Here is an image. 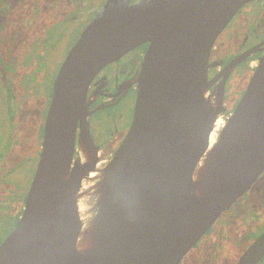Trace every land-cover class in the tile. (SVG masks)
Listing matches in <instances>:
<instances>
[{
  "label": "water",
  "instance_id": "water-1",
  "mask_svg": "<svg viewBox=\"0 0 264 264\" xmlns=\"http://www.w3.org/2000/svg\"><path fill=\"white\" fill-rule=\"evenodd\" d=\"M249 0H107L82 30L53 81L42 150L22 214L0 243V264H179L264 169L262 52L214 143L223 88L208 95L210 51ZM149 42L134 80L130 125L110 159L93 169L86 91L107 63ZM91 164V165H90ZM98 173L87 189L88 172ZM91 196L86 211L81 198ZM264 255V232L237 264Z\"/></svg>",
  "mask_w": 264,
  "mask_h": 264
},
{
  "label": "flooded vegetation",
  "instance_id": "flooded-vegetation-1",
  "mask_svg": "<svg viewBox=\"0 0 264 264\" xmlns=\"http://www.w3.org/2000/svg\"><path fill=\"white\" fill-rule=\"evenodd\" d=\"M35 1L0 0V198L8 207L13 208L16 203L20 205L17 213L11 212L10 217L15 222L13 221L10 229L6 231V235L15 227L22 214L36 171L42 150L44 121L53 96V81L82 30L107 0H66L67 3L61 5L63 12L53 8V11H56L53 14L55 17L62 13L64 17L65 10L71 11L72 8L80 12L93 9L95 12L87 24L77 31L75 41L59 62L52 80L44 85L45 92H42L39 82H36V75L43 73L46 77V73L51 71L46 58L49 55L46 53L57 56L59 37L66 32L64 26L69 23L71 16L60 18V23L64 26H59L47 44L44 38L46 23L35 22L34 19ZM139 1L141 0H128V4ZM253 3H261V6L258 8L259 14L253 16L256 18L254 24L249 26L247 23L250 21V15H245L244 11ZM43 17L46 18V11ZM231 24L233 28L230 34L225 36L224 32L231 28ZM261 26H264V0H249L238 9L214 41L209 62L217 65L208 69V79H214L208 95L214 96L222 87V104L225 108L217 119L222 118L225 122L227 115L232 111L226 107L232 79L239 74L241 78L245 77L248 83L253 74L262 54L258 50L264 39ZM225 44L230 46L228 51L224 49ZM148 46L149 42L134 46L119 58L104 65L90 81L85 98L86 116L83 121L78 119L76 124L73 160L83 162L86 158L79 146L81 127L84 124L90 137L86 156L93 160L96 158L93 169H100L110 159L132 120L136 97L134 80L141 71ZM53 60L56 62V58ZM124 106L127 107L125 114L120 112ZM109 116L114 117L119 125L110 126L108 122L104 127L103 136H100L96 127L100 125L101 120L108 119ZM215 125L216 123L214 128ZM24 155L33 157L32 170L28 176L21 174L23 165L29 160L25 159ZM18 174L21 175L20 178ZM97 174L94 171L88 172L82 179L81 188H89L96 181L94 177ZM25 177L28 186L24 197H20ZM81 199L88 208L91 206V196ZM215 222L183 256L179 264H185V259L189 256L195 264H201L203 253L208 250L214 251L212 264L220 260L224 261V264H230L231 255H235L232 264L238 263L242 253L264 232V169L250 188L229 209L222 212ZM5 236L0 237V243ZM255 264H264V255Z\"/></svg>",
  "mask_w": 264,
  "mask_h": 264
},
{
  "label": "rangeland",
  "instance_id": "rangeland-1",
  "mask_svg": "<svg viewBox=\"0 0 264 264\" xmlns=\"http://www.w3.org/2000/svg\"><path fill=\"white\" fill-rule=\"evenodd\" d=\"M98 1H100V0H98ZM35 3H36V8L34 11V19H35V22L41 21L42 23H46V31L44 33V38H45L46 43L48 44L51 41L52 36H54L55 31L59 28V26H62V27L64 26L63 23H60V18L63 17V13L60 16L55 17L53 14L56 11H53V8H55L56 10H58L60 12H63L61 10V8H62L61 5L63 4V6H64L67 3V1L66 0H36ZM92 6H93V4H92ZM260 6H261V3H253L252 6H250L247 10L244 11L245 15L247 13L250 15L251 23H250V21L247 23L249 26L254 24V22H255L254 20L256 18L253 16L259 14L258 8ZM45 11H46V18L43 17V13ZM94 12H95V10H93V9H91V10L84 9L82 12H80V10L78 11V10H75L73 8L71 9V11L65 10V14H64L63 18H66L69 16H71V17H70L69 23H65V26H64V28L66 29V32L63 35H62V33L59 32V34L62 35L59 37L60 38V40H59V53L57 54L56 57L51 56L48 52L46 53V55H49L46 58H47V61H49L48 65L50 66L51 71H49V73H46V77L43 76V73H41V74L38 73L40 75H36V79H37L36 82L37 83L39 82V87H41L42 92H45L44 85L49 84V82L52 80L51 78L54 75V72H55L57 66H59V62L61 61V59H63L65 52L71 47V45L75 41V36H76L77 31L87 24L86 22L91 19ZM241 16H242V14L239 17H241ZM232 28H233V24H231V28L229 27L227 29V31L224 32V35L228 36L230 34V30ZM260 28H262L264 30V26H261ZM229 48H230L229 45H226V44L224 45L225 51H228ZM55 58H56V62H55V60H53ZM35 65H36V61H35ZM246 81H247L246 78L245 77L241 78V76L239 74H236V76L232 79L231 85H230V90H229V93L227 94V99H228L227 100V106H226L227 109L233 110L235 108L236 104L238 103L241 95L243 94V92L245 90V85H247ZM121 108L122 109L120 110V112H122L124 114L127 113V107L124 106ZM112 116H109L108 119L101 120L100 125L98 127H96L100 136H103L104 127L108 122H109L110 126L119 125V122L116 119H114V117H112ZM219 129H220V127H219ZM219 129H218V131H219ZM218 131L216 132V135L218 134ZM104 138H106L105 135H104ZM27 156L24 155L25 159H29V160L26 161L25 164L23 165L21 174L25 173L28 176V175H30L29 173L32 170L33 157H32V155L30 156V158H28ZM4 164H6V163L4 162ZM20 177H21V175L18 174V178H20ZM26 181H27V179L25 177L24 181H23V186H22V195L20 197H24V195H25V190L27 189V186H28ZM14 205H15V207H13V208L11 206L8 207L2 201V198H0V237H2L3 235L5 236L7 233L6 231L10 229L9 227H11V225L13 224V221L15 222V220L12 219L10 217V215H11L12 211L17 213L18 210L20 209V205L18 203L14 204ZM17 205H18V207H17ZM5 211H6V213H5ZM14 216H15V214H14ZM203 256H204V258L202 259L201 264H212L211 260L213 259L214 251L213 250L204 251ZM234 257H235V255L230 256V258H231L230 264L233 263ZM192 261L193 260H192L191 256H189L187 259H185V264H190ZM192 264H195V262L193 261ZM216 264H224V261L220 260L219 262H216Z\"/></svg>",
  "mask_w": 264,
  "mask_h": 264
},
{
  "label": "bare ground",
  "instance_id": "bare-ground-1",
  "mask_svg": "<svg viewBox=\"0 0 264 264\" xmlns=\"http://www.w3.org/2000/svg\"><path fill=\"white\" fill-rule=\"evenodd\" d=\"M216 121L217 122H216L215 128L212 131V133L210 134V145H212L214 143L215 139L217 138L218 134L216 135V132L218 131L219 127L221 129L223 127V124H224V121L222 118H218ZM101 165H102V162H101ZM78 205H79V209L81 211H86L88 209V205L85 203V201L83 199L79 200Z\"/></svg>",
  "mask_w": 264,
  "mask_h": 264
}]
</instances>
